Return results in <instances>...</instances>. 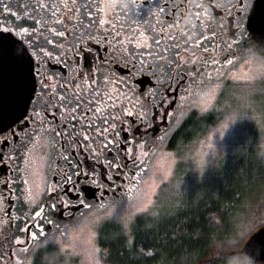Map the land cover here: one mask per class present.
<instances>
[{
  "label": "flooded vegetation",
  "instance_id": "af4514ba",
  "mask_svg": "<svg viewBox=\"0 0 264 264\" xmlns=\"http://www.w3.org/2000/svg\"><path fill=\"white\" fill-rule=\"evenodd\" d=\"M244 3L246 8L239 6V0H0V29L6 26L12 35L2 34L23 39L17 28L22 24L30 31L41 27L42 38L53 40L45 46L51 59L28 47L36 89L23 119L0 134V142L8 141L0 149L4 156L0 161V264H24L50 236L63 235L85 217L130 196L142 181L148 159L171 142L190 115L197 93L212 87L225 74L238 72L251 60L253 51L259 52L249 21L255 14H264V7H258L260 3L264 6V0ZM4 5H8L7 11ZM27 16L34 19L17 18ZM34 20L44 24L35 25ZM237 24L248 37L246 46L239 33L235 38L231 35ZM52 28L64 36L50 34L47 29ZM141 35L147 38V46L137 47ZM226 55L233 60L232 65L225 62ZM133 61L138 70L129 76ZM37 66L51 78L47 91L56 96L87 98L89 86L96 80L101 95L106 92L115 98L109 104L116 107L103 109L104 115L112 113L119 122L102 123L99 114L88 111L89 105L83 100L79 108L75 102L66 107L57 101V107L49 108L45 116L43 106L48 95H41ZM160 81L164 88L171 83L167 93L170 102L164 108H154L163 89L152 85ZM97 106L93 104V108ZM33 108L41 112L35 119L45 120L43 128H37L30 119ZM165 109L171 115L162 119ZM126 111L133 115H125ZM184 111L190 112L183 115ZM25 121L28 126L21 131ZM105 127L108 132H103ZM52 129L63 135H55ZM13 131L16 137L11 135ZM25 154L30 161L27 171ZM78 164L84 170L94 167L95 180L81 177L72 191L63 177L72 175L75 182L78 177L73 172ZM57 186L69 189L70 194L60 196L69 205L67 209L59 206L56 193L51 192ZM52 203L58 205L55 210L47 207ZM40 208L44 213L37 217L35 212ZM32 233L37 234L35 239ZM17 240L25 243L17 244Z\"/></svg>",
  "mask_w": 264,
  "mask_h": 264
},
{
  "label": "rangeland",
  "instance_id": "374dc122",
  "mask_svg": "<svg viewBox=\"0 0 264 264\" xmlns=\"http://www.w3.org/2000/svg\"><path fill=\"white\" fill-rule=\"evenodd\" d=\"M252 54L256 56L259 55V52L253 51ZM251 60L246 62L244 68L229 75L228 79L223 78L212 87L197 93L190 109L191 112L189 111L190 115L195 113L197 116L216 119L214 124L206 127L201 136L181 145L178 149H172L169 147L170 143H167L158 154L148 159L147 168H151L159 174L169 167L170 161L166 159L169 155L175 156L179 152L187 158L182 166L171 167V175L167 180L153 182L145 177L130 196L125 199L123 205L121 201L98 210L92 216L85 217L71 231L63 235L50 236L38 250L30 255L24 264H97V261L99 264H104L101 252L96 253L95 251L98 248L97 229L105 222L120 223L115 218L116 213L123 216L128 212H135L138 207H142L149 201L160 210L161 214L176 211L190 198L198 197L201 185L211 181L213 177L219 174V171L231 163L233 157L235 158L242 150H246L255 141L257 134L259 135L258 130L261 134L260 143L264 156V88L257 83L256 91L251 97V108H247L241 102V98L248 90L247 76L253 69ZM233 77H238V79H233ZM212 90H215L216 97L213 100L212 108L206 113H201L196 106L202 103L205 93ZM238 104L241 109H246L247 114L240 117L235 115L234 110ZM189 112L184 111L183 115L189 114ZM259 201L261 203L258 202L256 206L254 205L255 201H249L247 209L252 211L253 216L247 225L249 229L244 234L245 227L243 228L244 235H239L238 241L234 243V245L237 243L239 245L232 247L230 252L240 249L248 234L255 232L257 227L264 226V199ZM253 206L254 210H252ZM97 214L104 218L98 225L93 226L90 221ZM149 217L152 216L137 213V218L146 220ZM249 259L246 256H241L240 264H246ZM230 264H235L234 258ZM254 264L264 263L254 261Z\"/></svg>",
  "mask_w": 264,
  "mask_h": 264
},
{
  "label": "trees",
  "instance_id": "16d2710c",
  "mask_svg": "<svg viewBox=\"0 0 264 264\" xmlns=\"http://www.w3.org/2000/svg\"><path fill=\"white\" fill-rule=\"evenodd\" d=\"M215 120L193 113L183 121L169 147L178 149L201 136ZM257 132L246 150L200 186L198 197L190 198L174 212L146 220L138 218L130 240L122 234V224H101L96 241L103 263L230 264L234 258L230 249L239 245L232 242L238 241L241 228L245 227L246 234L253 218L247 209L249 201H255L256 206L264 199V156Z\"/></svg>",
  "mask_w": 264,
  "mask_h": 264
},
{
  "label": "snow or ice",
  "instance_id": "6c2138e0",
  "mask_svg": "<svg viewBox=\"0 0 264 264\" xmlns=\"http://www.w3.org/2000/svg\"><path fill=\"white\" fill-rule=\"evenodd\" d=\"M239 6L241 8H246L247 5L244 3V0H239ZM5 10H8V5H4ZM55 13H53L54 15ZM9 15H15L14 13L9 12ZM18 19H23V20H32L34 19L31 16H27L24 18H20L17 17ZM100 23H104V20H101ZM34 24L35 25H43L44 22L42 20H34ZM17 28L19 29V32L21 34V37H23V39H15L13 40V43L15 45L16 51H17V55L19 58L24 59L28 57V47H32L34 49H37L38 52L44 56H47L49 59L52 58V54L51 52H45V46L49 45V44H53V40L47 37H43L42 38V28L41 27H34L32 31L29 30L28 27H23V25H17ZM249 28H251V25H249ZM50 34L55 35V36H64V32L61 31H57L55 28L52 29H47ZM3 32H9L10 35H12L11 31L5 26L3 29H0V34H2ZM237 33H239L240 37L242 38L243 41H245V46H246V42L248 40V37L245 35V33L243 31H240V27L239 24L236 25V28L234 31H232L231 35L235 38ZM254 35H255V31H254ZM25 39L28 41L27 45L25 44ZM257 42L259 44V55L253 56L252 60L250 61V63L253 64V69L251 71V73L247 76V80H248V90L246 92V94L241 98V102L244 103L247 108H251V97L253 96V94L256 91V87H257V83L264 88V28H261L259 31V35L257 37ZM233 44H237V41L235 39H233ZM147 46V38L143 35H141V37L137 40V47L140 46ZM228 48H231L232 45H228ZM84 49L81 48L80 52L83 53ZM4 52V45L2 43V41H0V55H3ZM242 57H243V53H241ZM92 59L94 60L95 57H92ZM225 62L228 65H232L233 64V60L231 58H229L228 55H226L224 57ZM213 63H218V61H213ZM138 69L136 68V64L135 61L132 62L131 67L128 68V75L132 76L134 71H137ZM152 70V66L149 65L148 66V71ZM203 69H201L202 71ZM89 72H91V67H89ZM36 75L41 77V95L43 94H47L48 95V100L45 102L44 106H43V112L44 115L47 116L49 108H53L55 109L57 107V101L59 102L60 105H64V106H69L72 102L76 103V107L79 108L81 106L80 101L83 100L85 103H87L89 105L88 107V111H93L96 114H99L98 118L101 119L102 123L104 124H108L109 121H114V122H119V117L113 115L112 113H108L107 115H104L103 109L108 108V107H112L115 108L116 105L115 103L109 104V101H114L115 98L113 96L108 95V93H104L103 95H101V85L93 79L92 81V85L94 86H89L91 87V91L89 92V97L85 98V97H80L77 98L75 95L72 96H56L54 93H50L47 90L50 88L49 85V80L51 79L50 77L47 76V74L43 71L39 70V67L37 66L36 68ZM153 75H155V73H153ZM91 78V77H89ZM81 79L84 80V82L86 83V79L83 77V74H81ZM158 79V78H157ZM225 79H228L227 74H225ZM233 79H238V77H233ZM75 87H81V85H74ZM179 86V84H178ZM152 87L154 89H163V91L161 92V98L159 101L158 105H153L154 108L159 107V108H164L165 104L170 102V98L168 97L167 93L169 91V89H171V83L168 84L167 88H164L163 82L160 81L157 84H153ZM226 87V85H225ZM65 92H67V89H65ZM149 97L152 96V93L149 92L148 93ZM221 95H223V93H221ZM216 99L215 97V90H212L210 92L205 93V98L203 99L202 103L200 105H197L196 107L198 108V110L201 113H206L209 111L210 108H212V104H213V100ZM219 101L217 100V103ZM171 103H174V101H171ZM93 104L99 105L97 107L93 108ZM71 111H75V109H70ZM235 115L237 117L243 116L246 113V109H241L240 105L238 104L236 109L234 110ZM159 114V113H157ZM55 114L53 113V116ZM125 115L127 116H132L133 113L130 111H126ZM171 113L167 111V109H165V112L162 116V119H166L168 116H170ZM41 116V112L37 111L35 108H33V116L30 117V119L36 123L37 128H43V125L45 123V120L43 118H41L40 120H36V117H40ZM141 119H143V117H140ZM19 119H23V116H21ZM73 119H75V117H73ZM154 119V117H153ZM14 123H17V121H14ZM132 123H135V121H132ZM28 126V121L24 122V125L21 127V131L23 130V127H27ZM11 127V126H9ZM57 127H60L59 123H57ZM147 127V125H146ZM111 128H115V123L111 124ZM5 131V129L0 128V134H3V132ZM52 131L55 133V135H63V133L57 131V129H52ZM109 128L105 127L103 129V132H108ZM139 129L136 130V132H138ZM11 135L13 137H16V132L13 131L11 133ZM115 138V136H114ZM84 139L87 140L88 136L85 135ZM125 139H127V137L125 136ZM30 142H31V138H30ZM77 143H79V141H77ZM111 143V141L109 142ZM8 144L7 140H4L2 142H0V149H2L5 145ZM116 145H119L120 142L119 140L115 141ZM117 151H119V148H117ZM125 151H128V149H125ZM146 154V153H145ZM10 159L12 157H9ZM24 161H25V171H27L28 167L30 166V161L28 159V155L25 154L24 155ZM4 159V156L2 153H0V161H2ZM65 159H67V157H65ZM166 159H168L170 161L169 163V167L164 170L162 173H157L155 172L153 169L151 168H145L143 169V176H140V179L143 180L145 177H148L149 180H152L153 182L157 181V180H167L168 177L171 175V167L172 166H176V167H180L184 164V162L186 161V157L182 156L179 152L176 153L175 156L169 155L168 157H166ZM135 163V160H134ZM111 165H109L110 167ZM69 167H71V163L69 162ZM73 175H76L78 177V179L73 182L72 181V175H65L63 177V179L65 180L66 184H71L72 186V191L76 190V184L79 183V178H83L84 180H88V179H93L95 180V168L92 167L90 170H84L82 169L79 164L77 166V168L74 170ZM139 175V174H137ZM109 179H111L109 177ZM24 183H27V181H24ZM52 193H56L55 199L57 201H59V206L61 208H65L67 209L69 207L68 204H66L63 200H60V196L62 195H68L70 194L69 189L67 187H65L64 189H59V187H53L51 189ZM51 198V197H50ZM76 198L77 200L80 199V194L79 192H76ZM81 204H83L84 202L81 200L80 201ZM122 205L124 203V201L121 202ZM57 204L56 203H52L47 205L48 208L55 210L57 208ZM86 206V205H85ZM101 207H103V205H101ZM42 213H44V208H40V211L35 212V215L37 217H40L42 215ZM137 213H143L145 215H150L152 217H159L160 215V210L152 204L151 201H149L148 203L144 204L142 207H138L136 209L135 212H128L125 215L121 216L119 213H116L115 218L120 221V223L122 224V229L121 232L122 234L126 235L129 240L131 239V236L133 234V232L135 231V229L138 227V218H137ZM109 215H111V213H109ZM104 217L97 214L94 219H92L90 221V223L95 226L98 225L100 223V221L103 219ZM151 226V225H149ZM36 233H32V238L35 239L36 238ZM93 235H95V233H93ZM240 235L243 236V228L240 229ZM25 241H20L17 240V244H24ZM232 243H235V241H233ZM250 248H251V241L249 242V244L245 247L244 252L251 254L250 252ZM96 253L100 252L99 248L95 249ZM146 255H151V253H146ZM234 257V261L235 264H240V259L241 256L240 254H233ZM97 264H99V262L97 261Z\"/></svg>",
  "mask_w": 264,
  "mask_h": 264
},
{
  "label": "water",
  "instance_id": "95a60500",
  "mask_svg": "<svg viewBox=\"0 0 264 264\" xmlns=\"http://www.w3.org/2000/svg\"><path fill=\"white\" fill-rule=\"evenodd\" d=\"M258 7L263 8V3H260ZM249 25L259 47L257 37L260 29L264 28V14L259 17L255 14L250 19ZM13 40L15 38L0 34V41L4 45L3 55H0V128L3 129L26 115L36 89L33 60L29 52L27 58H19ZM250 241L251 254H248L244 252V249ZM234 253L264 263V226L252 232L240 249L230 252L231 255Z\"/></svg>",
  "mask_w": 264,
  "mask_h": 264
},
{
  "label": "clouds",
  "instance_id": "9594fccd",
  "mask_svg": "<svg viewBox=\"0 0 264 264\" xmlns=\"http://www.w3.org/2000/svg\"><path fill=\"white\" fill-rule=\"evenodd\" d=\"M246 264H254V258H250L246 261Z\"/></svg>",
  "mask_w": 264,
  "mask_h": 264
}]
</instances>
